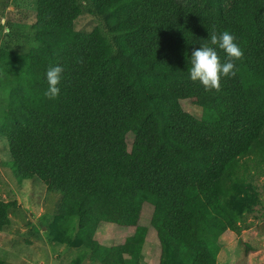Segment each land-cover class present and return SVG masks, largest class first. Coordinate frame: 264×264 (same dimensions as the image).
Here are the masks:
<instances>
[{"label": "trees", "instance_id": "trees-1", "mask_svg": "<svg viewBox=\"0 0 264 264\" xmlns=\"http://www.w3.org/2000/svg\"><path fill=\"white\" fill-rule=\"evenodd\" d=\"M31 1L26 45L0 51V168L62 196L47 230L66 248L86 239L80 264L143 260V209L166 200L158 264H215L226 233L264 211V0ZM83 12L99 22L88 33ZM10 210L0 201V231ZM101 224L134 234L105 247L88 240Z\"/></svg>", "mask_w": 264, "mask_h": 264}, {"label": "rangeland", "instance_id": "rangeland-1", "mask_svg": "<svg viewBox=\"0 0 264 264\" xmlns=\"http://www.w3.org/2000/svg\"><path fill=\"white\" fill-rule=\"evenodd\" d=\"M36 18V5L31 0H0V51L19 53V44L27 43V33ZM99 25L91 15L83 12L74 21L75 30L88 33ZM31 35V34H30ZM20 36V37H19ZM7 62L3 57L2 64ZM255 91L264 93V74L253 78ZM183 110L193 115L198 123L208 128L220 127L214 110L199 108L195 104L181 101ZM11 157L7 141L0 137V166L9 163ZM264 206V176L260 179ZM187 196L196 195L195 188H188ZM0 201L11 204L8 214L9 224L0 231V262L2 264H80L79 253L86 249V239L76 237L69 248L57 245L48 232L54 221L57 206L62 196L48 193L41 180L18 181L10 168H0ZM162 201L159 208L145 207L140 218L141 225L147 228L143 245V260L136 264H158L160 249L156 238L163 213L168 205ZM247 222L248 229L240 233L227 232L223 237L215 264H264V211L257 212ZM92 238L105 247L122 244L134 234L131 227L101 224ZM94 237V238H93ZM82 264H98L90 260L88 254Z\"/></svg>", "mask_w": 264, "mask_h": 264}, {"label": "crops", "instance_id": "crops-1", "mask_svg": "<svg viewBox=\"0 0 264 264\" xmlns=\"http://www.w3.org/2000/svg\"><path fill=\"white\" fill-rule=\"evenodd\" d=\"M222 244V243H221Z\"/></svg>", "mask_w": 264, "mask_h": 264}]
</instances>
